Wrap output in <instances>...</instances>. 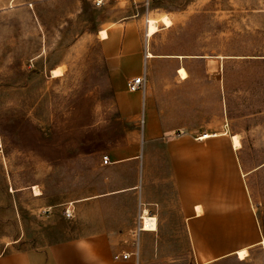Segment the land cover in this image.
Instances as JSON below:
<instances>
[{
  "label": "rangeland",
  "instance_id": "374dc122",
  "mask_svg": "<svg viewBox=\"0 0 264 264\" xmlns=\"http://www.w3.org/2000/svg\"><path fill=\"white\" fill-rule=\"evenodd\" d=\"M163 14L170 25L158 21L146 36L147 18ZM124 22L135 30L143 85L163 128L229 138L259 240L240 259L210 253L209 238L182 233L160 156L147 157L143 189L153 211L141 212L155 215L156 230L118 238L120 244L139 243L141 264H264V0H0V254L73 237L84 223L73 220V198L104 188V177L133 180L128 165L99 166L143 125L117 109L99 34L111 37ZM162 143L142 148L152 152ZM154 187L163 188L162 198ZM126 193L105 203L110 219L133 206Z\"/></svg>",
  "mask_w": 264,
  "mask_h": 264
},
{
  "label": "crops",
  "instance_id": "0c3cea01",
  "mask_svg": "<svg viewBox=\"0 0 264 264\" xmlns=\"http://www.w3.org/2000/svg\"><path fill=\"white\" fill-rule=\"evenodd\" d=\"M102 41L111 68L117 109L121 115L129 116L135 126L139 119L143 125L140 132L135 127L126 135V145L107 151L105 155L109 162L103 164L101 160L99 166L114 170L128 165L135 174L134 178L123 183L104 177V188L89 195L77 196L71 201L73 220L77 222L82 217L84 220L81 232L38 249L7 251L0 254V264H141L133 254L126 259H114L113 255L140 251L139 243L132 242L130 247H123L118 238H132L141 231L156 230L155 215L151 212L147 216L141 215L146 208L153 211L145 203L148 201L143 189L147 157L165 158L174 203L183 223L182 233L209 238V252L215 251L221 255L236 253L256 244L259 240L257 221L247 201L239 176V163L229 138L224 132L173 135L172 130L163 128L149 89L145 87L144 90L129 91L126 88L127 80L143 75V55L136 44L135 30L131 24L124 22L121 28L113 29L111 37L107 35ZM203 134L208 136L200 138ZM152 142H163V148L152 152L143 150L145 143ZM161 168L164 169L163 163ZM111 183L114 185L111 186ZM152 190L153 194L161 198L164 196L163 188L154 187ZM126 192L131 195L133 206L129 211L120 210L122 216L118 219H110L105 203L124 196ZM145 217L154 219L153 228L144 227ZM140 223L143 224L142 230ZM213 238H216L218 249L213 250ZM241 243L244 245H239Z\"/></svg>",
  "mask_w": 264,
  "mask_h": 264
},
{
  "label": "bare ground",
  "instance_id": "6f19581e",
  "mask_svg": "<svg viewBox=\"0 0 264 264\" xmlns=\"http://www.w3.org/2000/svg\"><path fill=\"white\" fill-rule=\"evenodd\" d=\"M158 21H160L162 24L167 25V26L170 25V23H171L170 18L167 15H164V14L161 15L159 17V19L158 18H154V17L147 18V20H146V35H148V36L152 35V34H154L157 31V29H158V27H157ZM99 34H101L100 36L102 38H105L107 36L106 35L107 33H106V31L104 29H102ZM148 56H151V54L148 53ZM179 73H180L181 77H185L186 76V72H185V70L183 68L179 69ZM52 75L53 76L60 75V70H59L58 67L52 69ZM207 134L200 135L199 137L200 138H205V137L208 136ZM231 138H232V141H233V145L235 147H239L240 144H239V140L237 138V135H232ZM148 217L144 218V227L145 228H151V227L153 228L154 227V219H148ZM149 218H151V217H149ZM236 254L238 255V257L240 259H243L246 256L247 251L243 248V249L238 250L236 252Z\"/></svg>",
  "mask_w": 264,
  "mask_h": 264
},
{
  "label": "built area",
  "instance_id": "2783aa9c",
  "mask_svg": "<svg viewBox=\"0 0 264 264\" xmlns=\"http://www.w3.org/2000/svg\"><path fill=\"white\" fill-rule=\"evenodd\" d=\"M143 82H144V77L142 75L140 76H135L133 78H131L130 80L127 81V89L129 91H138V90H144L145 86L143 85ZM109 162V158L107 155H103L102 156V163L103 164H106ZM64 214L66 217L70 216L71 215V209H70V206H68L65 210H64ZM141 221H143V218L140 217ZM143 225V224H142ZM133 254V255H137V252H133V253H130V252H125V253H116L113 255V258L114 259H126V258H129L130 255Z\"/></svg>",
  "mask_w": 264,
  "mask_h": 264
}]
</instances>
